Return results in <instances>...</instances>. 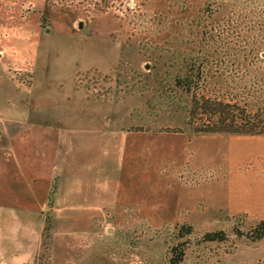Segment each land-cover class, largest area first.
Segmentation results:
<instances>
[{"label": "rangeland", "instance_id": "rangeland-1", "mask_svg": "<svg viewBox=\"0 0 264 264\" xmlns=\"http://www.w3.org/2000/svg\"><path fill=\"white\" fill-rule=\"evenodd\" d=\"M6 2L1 264H171L180 251L178 264H264V239L233 234L264 220V127L235 140L195 133L205 116L188 124L195 95L264 125V0ZM19 119L63 128L48 179L31 147L28 173L10 159ZM218 230L228 240L202 241Z\"/></svg>", "mask_w": 264, "mask_h": 264}, {"label": "trees", "instance_id": "trees-1", "mask_svg": "<svg viewBox=\"0 0 264 264\" xmlns=\"http://www.w3.org/2000/svg\"><path fill=\"white\" fill-rule=\"evenodd\" d=\"M175 86L179 89L184 88V84L180 79L175 80ZM235 105H229L217 100L197 98L193 95L191 98L190 110L188 112V124L192 126L195 120L204 117V123L196 127H192L195 133L208 135H248L259 136L263 134V123L258 118V123H250L243 119L242 112H235ZM177 132V131H176ZM54 186L51 188L50 194L54 192ZM186 234H189L191 227H184ZM233 234L236 238H245L251 242H259L264 239V220L257 222L250 230L244 232L239 229H234ZM183 235V234H182ZM228 240V235L223 230L207 232L202 236L204 242H225ZM178 250L175 247L171 249V255ZM183 252L180 251L175 257H170L171 264L181 262ZM178 256V257H177Z\"/></svg>", "mask_w": 264, "mask_h": 264}, {"label": "crops", "instance_id": "crops-1", "mask_svg": "<svg viewBox=\"0 0 264 264\" xmlns=\"http://www.w3.org/2000/svg\"><path fill=\"white\" fill-rule=\"evenodd\" d=\"M6 1L7 0H0V27H3L4 23H6L5 21H6V17H7L8 11L9 12L12 11L11 5L10 6L7 5ZM16 1L17 0H15V2ZM1 35L4 36L5 34L2 33ZM1 45L2 44L0 43V65H5V62H4V61H6L5 60V53H4L5 50H4V47L1 46ZM7 61L11 62L10 59L7 60ZM9 66H11V65L7 64V68ZM19 120H21V119H19ZM19 123L23 124L22 125L23 127L21 126L19 128V130L17 131V133H15L13 136L10 137V143H9V147L13 150L12 152H15V156H14V154H12V157L10 158V159L16 161V162H13V165L15 167H17L16 164H20L23 167V169H25V167H26V170H24V171L26 173H28V170H30L32 166L27 164V163L30 162V158H26L24 156V153L26 152L25 149L28 151V149L31 147L32 150L39 152V153H37V156L42 158V162L44 164V167L42 166V168H43L42 177H45V178L48 179L50 177V173H51V170H52L54 164L57 162L56 157H57L58 150H59V148L61 146V142L58 139H56L57 141L53 142L52 144L48 143L50 141H53L52 138L50 137V132H51V135H52L53 128H56V129H58V128L63 129V128L60 125L51 124V123H48L47 121L43 122L41 124L40 123L38 124V123H35V122H31V120H25V121L21 120V121H19ZM29 123L30 124L31 123H35V124H37L39 126V128H40L41 125L52 126V127H49L48 129L47 128H43V130H41V133H37L35 131H32L31 133H29L30 130H29V128L27 129ZM93 128L96 131L99 130L98 128H95V126H93ZM23 130H25L24 133H23ZM58 131H60V130H58ZM102 132H104V130ZM36 133L39 134V135H42V136L33 135V134H36ZM95 136H96L97 139H95V141L93 142L94 150L97 147H99V144H100V139L99 138H101L98 135H95ZM100 136L104 137V135H100ZM260 138H261V136L244 135V136L235 137V140H238V139L239 140H241V139L253 140V139H260ZM26 146H28V148H26ZM125 157H126V155H125ZM6 158L7 157L5 156V159ZM0 188H1V190H0V200L2 202L3 201V197H1V195L4 192V188L5 187H3L0 184ZM48 190L49 189L45 190V194L49 193ZM34 194L35 193H33V195ZM5 204L8 205V202H6ZM40 206L43 208L42 204H40ZM32 208H34V206H32ZM100 210L101 211L107 210V208H104V209L102 208ZM1 260H6V257L3 258V251L0 253V264H1Z\"/></svg>", "mask_w": 264, "mask_h": 264}, {"label": "water", "instance_id": "water-1", "mask_svg": "<svg viewBox=\"0 0 264 264\" xmlns=\"http://www.w3.org/2000/svg\"><path fill=\"white\" fill-rule=\"evenodd\" d=\"M79 28H82V23L81 22L79 23Z\"/></svg>", "mask_w": 264, "mask_h": 264}]
</instances>
